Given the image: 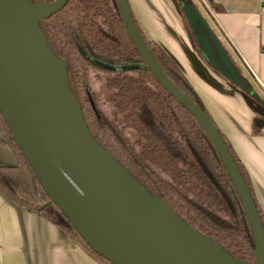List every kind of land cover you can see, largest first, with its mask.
<instances>
[{
  "label": "trees",
  "instance_id": "trees-1",
  "mask_svg": "<svg viewBox=\"0 0 264 264\" xmlns=\"http://www.w3.org/2000/svg\"><path fill=\"white\" fill-rule=\"evenodd\" d=\"M29 1L46 6L56 0ZM172 2L185 21L193 49L253 111L252 135L264 136V99L250 94L252 86L220 41L247 92L208 63L198 42L203 25L189 26L182 9L185 5L199 13L192 0ZM131 17L160 69L211 119L175 62L159 45L146 40ZM38 26L54 56L65 61L68 87L98 145L151 196L166 202L183 223L211 238L228 257L259 264L247 214L217 150L200 123L145 65L125 29L118 0H69ZM218 132L248 188L264 232L262 212L248 175ZM0 133L17 161L15 166H0V193L62 230L97 263L113 264L91 249L49 198L1 111Z\"/></svg>",
  "mask_w": 264,
  "mask_h": 264
},
{
  "label": "water",
  "instance_id": "water-1",
  "mask_svg": "<svg viewBox=\"0 0 264 264\" xmlns=\"http://www.w3.org/2000/svg\"><path fill=\"white\" fill-rule=\"evenodd\" d=\"M68 1L37 6L29 0H0V111L49 198L91 249L113 264H244L183 223L91 137L68 87L67 65L54 56L38 26ZM118 4L147 68L211 139L244 206L258 262L264 264L259 215L216 126L160 69L135 27L127 0ZM182 9L189 26L203 25L198 42L208 63L247 92L202 16L185 5Z\"/></svg>",
  "mask_w": 264,
  "mask_h": 264
},
{
  "label": "crops",
  "instance_id": "crops-1",
  "mask_svg": "<svg viewBox=\"0 0 264 264\" xmlns=\"http://www.w3.org/2000/svg\"><path fill=\"white\" fill-rule=\"evenodd\" d=\"M226 42L225 49L264 99V0H196ZM137 27L175 62L244 167L264 220V136L251 133L243 96L193 49L172 0H127ZM208 5L211 13L202 8ZM230 46V47H229ZM7 151V152H6ZM0 133V166H15ZM13 164V165H12ZM0 264H99L62 230L0 193Z\"/></svg>",
  "mask_w": 264,
  "mask_h": 264
},
{
  "label": "rangeland",
  "instance_id": "rangeland-1",
  "mask_svg": "<svg viewBox=\"0 0 264 264\" xmlns=\"http://www.w3.org/2000/svg\"><path fill=\"white\" fill-rule=\"evenodd\" d=\"M193 4L198 8L199 3L196 0H192ZM200 7V6H199ZM201 8V7H200ZM199 10V9H198ZM199 14L202 16V18L204 19V21L207 23V25L210 27V29L212 30V32L215 34V36L218 38V40L222 43V45L224 46L225 49H228V46L226 44V42L224 41V39L221 37V35L219 34V32L217 31V29L215 27H213L211 24H209V19H207L204 14L202 12L199 11ZM208 14V13H207ZM186 17V16H185ZM186 19V18H185ZM187 21V20H186ZM230 47V46H229ZM229 55V53H227ZM231 57V56H230ZM232 60V58H231ZM234 62V61H233ZM221 64V63H219ZM236 65V64H235ZM209 66V65H208ZM237 66V65H236ZM7 152V151H6ZM8 154H9V159L12 157L15 160V163H17L14 155L12 154L11 150L8 147ZM7 159V161L9 160ZM13 165V164H12ZM7 166V165H6ZM10 167V166H9Z\"/></svg>",
  "mask_w": 264,
  "mask_h": 264
},
{
  "label": "bare ground",
  "instance_id": "bare-ground-1",
  "mask_svg": "<svg viewBox=\"0 0 264 264\" xmlns=\"http://www.w3.org/2000/svg\"><path fill=\"white\" fill-rule=\"evenodd\" d=\"M129 197L132 199V201H134L136 204L139 203V200L137 199V197L135 195L129 194Z\"/></svg>",
  "mask_w": 264,
  "mask_h": 264
},
{
  "label": "built area",
  "instance_id": "built-area-1",
  "mask_svg": "<svg viewBox=\"0 0 264 264\" xmlns=\"http://www.w3.org/2000/svg\"><path fill=\"white\" fill-rule=\"evenodd\" d=\"M202 8L209 14L211 13V10L209 9L208 5L202 4Z\"/></svg>",
  "mask_w": 264,
  "mask_h": 264
}]
</instances>
